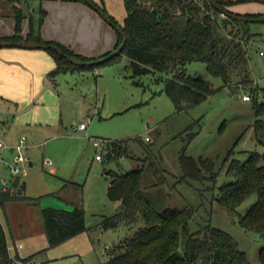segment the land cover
Masks as SVG:
<instances>
[{"label":"rangeland","instance_id":"rangeland-1","mask_svg":"<svg viewBox=\"0 0 264 264\" xmlns=\"http://www.w3.org/2000/svg\"><path fill=\"white\" fill-rule=\"evenodd\" d=\"M94 1L118 23H124V0ZM80 2L87 8L85 11L66 0H22L19 4L25 16L22 29L38 34L45 28L47 33L58 36L54 40L92 60L58 74L51 83L55 94L52 100L60 103L57 114L64 124L42 131L32 125L21 132L27 138L26 156L33 163H22L26 173L21 179L26 183L25 195L38 198V202L0 204V219L8 239L12 244L13 240L28 244L34 237L32 256L45 264L106 262L116 245L143 225L139 219L131 226L101 228L102 219L120 207V202L111 201L107 195L112 172L134 169L149 153L165 170L166 205L195 209L189 223L191 231L206 225L218 227L239 243L251 264H263L259 252L264 248V238L256 230L240 225V217L256 201V195L234 210L221 204L218 197L220 185L231 181L223 166L230 151L231 159L241 160L257 151L264 163V142L257 139L253 127V103L255 99L264 101V21L249 22L250 30L258 34L248 44L252 83L224 86L221 77L209 73L206 63L193 61L187 65L188 74L211 80L216 91L200 103L178 111L164 91L166 78L172 74L133 76L130 59L124 54L112 64L101 63L116 50L118 31L90 4ZM16 13L13 1L0 0V33L16 31ZM245 94L251 99L245 100ZM12 118L0 109L1 126L12 122ZM82 122H87L85 129L80 128ZM96 137L126 139L130 150L112 161L103 152L104 159L98 160L99 150L92 143ZM12 154L9 150L5 156L11 158ZM183 155L198 162L205 158L214 160L218 173L215 185L209 179L180 181L184 175ZM152 176L149 173L147 178ZM0 177L11 178L5 164L0 166ZM74 203L84 204L89 230L73 241L48 248L42 209H71Z\"/></svg>","mask_w":264,"mask_h":264},{"label":"trees","instance_id":"trees-1","mask_svg":"<svg viewBox=\"0 0 264 264\" xmlns=\"http://www.w3.org/2000/svg\"><path fill=\"white\" fill-rule=\"evenodd\" d=\"M11 1L15 3L17 12L16 33L0 37V40H23L20 32L25 16L19 6L22 0ZM76 1L86 3L85 0ZM92 1L107 13L105 8ZM214 1L223 10L217 9L211 0H124L126 17L123 24L107 14L112 23L125 31L127 41L120 53L101 63L112 64L124 54L130 59L133 76L155 72L172 74V77L166 78L164 91L178 111L200 103L216 91L211 80L188 74L187 65L193 61L206 63L209 73L221 77L224 86L251 84L248 44L258 34L250 30L249 21L230 16V13L237 14L230 10L231 6L249 0ZM118 36L117 48L123 42L119 32ZM25 40L49 45L45 50L57 64L51 71L52 76L80 67L66 55L84 62L92 60L58 41L44 40L39 33L35 35L30 32ZM52 46L59 47L64 54ZM253 110L256 115L253 123L256 137L264 142V101L255 99ZM112 147L114 155L106 156L109 161L118 160L130 150L126 139L112 141ZM230 156L232 151L228 153L223 166L231 181L220 185L218 201L234 210L256 195V201L240 217V225L256 230L264 238L263 156L257 151L250 152L244 160L231 159ZM181 160L184 175L180 181L199 179L204 182L209 179L215 185L218 173L214 160L205 158L198 162L187 155H183ZM149 173L153 175L150 179L147 178ZM165 182V170L159 160L149 153L134 169L125 173L112 172L107 195L111 201L120 202V207L116 213L102 219L101 228H118L122 224L131 226L139 219L143 225L116 245L109 259L100 264H251L239 243L224 230L206 225L196 232L191 231L189 223L195 209L167 206L163 191ZM9 201L37 203L38 198L25 195V182L17 177L10 189H0V204L5 206ZM42 216L48 248L89 230L83 204H77L72 209L44 208ZM259 256L264 264V248ZM14 259L0 219V264H14Z\"/></svg>","mask_w":264,"mask_h":264},{"label":"crops","instance_id":"crops-1","mask_svg":"<svg viewBox=\"0 0 264 264\" xmlns=\"http://www.w3.org/2000/svg\"><path fill=\"white\" fill-rule=\"evenodd\" d=\"M253 2L256 4H251ZM66 3L79 7L83 11L87 9L80 1L66 0ZM250 7L253 8L250 10ZM230 10L240 15L262 16L264 15V0H249L247 2L236 3L230 7ZM15 33L16 31H11V33L2 32L0 33V37L13 36ZM27 33V29H22V32H20L24 39L27 38L29 34ZM39 34L44 40L56 41L58 39L57 35L47 33L45 28L40 30ZM56 66L55 59L45 49L15 46L0 47V109L13 117L12 122L10 121L9 124L0 125V139L6 142L7 145H16L22 137L26 138L21 132L24 129H30L32 125H36L37 129L42 131L43 129L64 124L59 114H57L61 108L60 103L52 100L55 94L54 90L51 89V83L55 82L58 74L52 76L51 71ZM26 149L28 150L27 146ZM28 160L30 165H33L29 158ZM24 202L28 203L27 201ZM75 205L77 204L74 203L73 207ZM78 236L80 235L64 243L73 241ZM33 241L34 237L28 243L29 245L23 243L17 244L15 240H13L14 244H12L11 240L8 239L11 256L19 258L32 256L34 254Z\"/></svg>","mask_w":264,"mask_h":264},{"label":"built area","instance_id":"built-area-1","mask_svg":"<svg viewBox=\"0 0 264 264\" xmlns=\"http://www.w3.org/2000/svg\"><path fill=\"white\" fill-rule=\"evenodd\" d=\"M263 54V52H260ZM245 100H250L251 97L248 94H245L243 96ZM87 127V122H83L80 124L81 129H85ZM147 140L150 138L147 137ZM25 137H22L20 142L16 145L9 146L5 144L3 141H0V166L2 164H5L6 168L10 171L11 178H5V177H0V189L1 190H7L10 189L12 186L13 181L17 178L20 177L22 174L26 173V169L23 168L22 163L28 162V158L25 153ZM92 143L93 145L99 150V153L97 154L96 158L98 160H103L104 159V154H109V155H114V150L112 147V141L109 139H104V138H92ZM11 150L13 152L12 157L8 158L5 156L6 151ZM15 262L14 264H45V262L36 257V256H29L26 258H19V257H14Z\"/></svg>","mask_w":264,"mask_h":264},{"label":"water","instance_id":"water-1","mask_svg":"<svg viewBox=\"0 0 264 264\" xmlns=\"http://www.w3.org/2000/svg\"><path fill=\"white\" fill-rule=\"evenodd\" d=\"M88 4H90L93 8H95L97 11L100 12V14L104 17V19L106 21H108L112 26H114V28L122 35L123 37V42L121 43V45L110 55L113 56L115 54H118L122 51L126 41H127V36H126V33L125 31L122 29L121 26H117L115 25L114 23H112V20L111 18L109 17V15L105 12H103L101 10L100 7H98L92 0H85ZM211 2L214 4V6L219 9V10H223V8L218 5L214 0H211ZM230 16L232 18H238L239 20L241 21H249V22H254V21H264V15L262 16H259V17H246L244 15H240L238 16L237 14H231L230 13ZM12 46H15V47H23V48H41V49H46L49 47V45H46V44H42V43H39V42H33V41H29V40H16V41H6V40H0V47H12ZM53 49H55L57 52H59L60 54H64L63 51L57 47V46H52ZM66 55V54H65ZM67 58L73 62L74 64L76 65H85L86 62L84 61H81L79 59H75L73 57H70L68 55H66Z\"/></svg>","mask_w":264,"mask_h":264}]
</instances>
